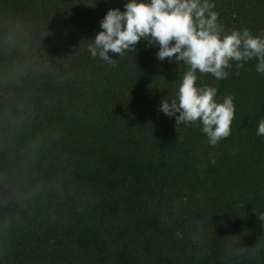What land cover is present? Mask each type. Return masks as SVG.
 <instances>
[{"label":"trees","instance_id":"trees-1","mask_svg":"<svg viewBox=\"0 0 264 264\" xmlns=\"http://www.w3.org/2000/svg\"><path fill=\"white\" fill-rule=\"evenodd\" d=\"M125 2L0 0V264H264L257 60L197 71L235 106L210 145L159 111L186 65L143 39L111 64L88 51ZM209 2L221 36L264 37V0Z\"/></svg>","mask_w":264,"mask_h":264},{"label":"clouds","instance_id":"clouds-1","mask_svg":"<svg viewBox=\"0 0 264 264\" xmlns=\"http://www.w3.org/2000/svg\"><path fill=\"white\" fill-rule=\"evenodd\" d=\"M123 8H110L101 19L102 30L88 45L91 56L111 64V54L136 50V44L145 40L146 46L157 48L158 60L174 59L187 66L176 98L162 100L159 111L174 118L177 126L199 122L210 145L228 137L235 113L233 97L217 101V89L197 86L196 73L222 80L232 67L230 61L255 58L256 71L264 74V37L254 36L248 29L221 36L209 0H126ZM256 135H264V118L257 124ZM259 218L264 220V213Z\"/></svg>","mask_w":264,"mask_h":264}]
</instances>
